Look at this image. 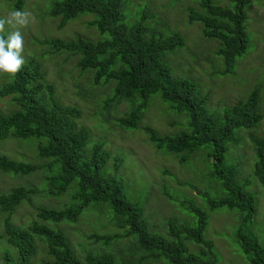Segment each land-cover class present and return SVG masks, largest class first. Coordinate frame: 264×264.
<instances>
[{
  "label": "rangeland",
  "instance_id": "374dc122",
  "mask_svg": "<svg viewBox=\"0 0 264 264\" xmlns=\"http://www.w3.org/2000/svg\"><path fill=\"white\" fill-rule=\"evenodd\" d=\"M13 1L0 0V18L14 11ZM54 1L57 0H23L21 10L30 11L34 22L26 27L6 25L5 32L0 35L7 37L19 28L24 38L22 55L26 63L32 61L39 66L43 74L42 83L53 87L54 96L61 106L79 112V117L71 121L88 132L84 150H89L93 143L102 145L108 154L102 169L104 174L118 180L125 200L140 208L147 231L165 237L168 219L193 227L196 217L187 210L193 206L206 216L203 238L211 243L216 264H248L238 236L250 237L264 248V192L253 175V139H264V0H250L244 7L247 47L241 56L234 59L229 74L222 73V58L215 54L218 42L203 37L200 24L188 23L187 10L198 9L195 1L123 0L122 3L123 23L127 27L140 23L147 34L163 38L178 34L182 38V46L164 52L160 61L167 68L170 79L194 85L196 98L202 101L207 113L218 115L246 100L251 90L258 88L257 110L261 120L255 128H240L233 132L235 137L237 133L239 140L226 145L223 159L224 166L233 171L234 181L244 184V189L253 199L254 215L247 221H243L235 209L219 207L210 210L207 206L206 198L218 199L224 191L220 182L211 176L206 148L179 162L178 156L155 149L141 130L144 126L160 137L175 136L187 128L188 117L184 112L177 113L157 93L151 94L141 111L137 128H122L117 120L124 117L134 102L110 101L113 81L105 82L102 78L94 84L96 70L81 71L76 66L78 55L52 52L45 44L49 40L80 38L95 43L106 39V35H99L94 26H89L88 23L95 19L92 14H79L58 28L60 17L49 16ZM210 1L213 5L229 8V0ZM8 80L9 74L0 72V86ZM15 108L9 98H0V115L10 114ZM40 141L37 138L7 137L0 141V153L16 162L42 166L50 159L37 156L36 146ZM119 159L120 164L117 162ZM55 173L54 165L48 169L42 166L27 175L0 172V195L9 193L14 187L29 190L26 199L12 212L0 211V264L19 263L16 250L4 241L5 217H9V223L20 230H26L33 222L59 230L78 259L89 252L113 256L117 263L137 264L144 253L133 237L124 236L125 227L105 204L83 208L75 222L37 220V207L60 210L74 203V183L61 193L49 184V178ZM39 240L33 237L36 251L28 264L49 260L45 246ZM185 246L190 252L198 250V246L188 242ZM140 264L161 263L144 258Z\"/></svg>",
  "mask_w": 264,
  "mask_h": 264
},
{
  "label": "trees",
  "instance_id": "16d2710c",
  "mask_svg": "<svg viewBox=\"0 0 264 264\" xmlns=\"http://www.w3.org/2000/svg\"><path fill=\"white\" fill-rule=\"evenodd\" d=\"M198 9L187 10L188 23L201 25L203 37L216 40L215 54L223 61L222 73L229 74L234 59L241 56L247 47L244 21V7L250 0H229V8L213 5L210 0H193ZM123 0H57L49 10L50 17L59 16L57 27H63L79 14H92L95 19L89 22L99 35L106 39L95 43L76 38L70 41L58 39L45 42L57 53L59 51L78 55L76 66L81 70L94 69L93 83L100 79L113 81L110 101L134 102L124 117L117 123L126 129L137 128L141 111L146 107L149 95L158 94L177 113L184 112L187 128L175 136H158L149 127H142L148 142L155 149L164 150L178 156L183 162L194 152L206 148V159L211 167V176L220 182L224 195L218 199L206 198L210 210L226 207L235 209L243 221L254 215L251 195L244 184L234 181V173L224 166L223 159L228 143H236L239 137L233 135L238 129H252L261 120L258 113V88L249 93L246 100L238 102L220 114L207 113L202 101L196 98L195 87L191 82L172 80L167 68L161 63L164 52H171L182 46V38L172 34L165 38L147 34L145 27L136 23L127 27L123 23ZM23 0H14L12 8H22ZM43 74L34 62H27L23 70L0 86V98H9L16 106L15 111L0 115V141L14 139H41L37 146V156L50 159L43 164L47 169L54 165L56 173L49 178V184L61 193L74 183V203L60 210L35 209L40 221L59 223L75 222L83 208L91 204H105L125 227L124 236L133 237L144 258L161 264H216L212 245L203 238L206 216L199 209L189 206L187 210L195 215L193 227L168 219L165 223V237L147 231L140 208L127 202L123 196L121 183L106 176L103 167L108 154L100 143H93L84 150L88 132L84 127L72 123L79 117L74 108L59 104L53 87L42 83ZM255 161L253 175L264 192V139H253ZM184 154V155H182ZM121 163L120 159L117 160ZM42 166L13 161L0 153V172L19 175L30 174ZM29 190L14 187L9 193L0 195V211L9 214L23 200ZM4 241L16 250L18 264H28L36 248L33 237L40 238L49 260L40 264H127L117 263L113 256L84 253L78 259L64 235L37 222L26 230L14 228L9 217L3 221ZM242 253L248 264H264V248L250 237L238 236ZM185 242L198 246L190 252ZM8 258L6 257V260Z\"/></svg>",
  "mask_w": 264,
  "mask_h": 264
},
{
  "label": "clouds",
  "instance_id": "9594fccd",
  "mask_svg": "<svg viewBox=\"0 0 264 264\" xmlns=\"http://www.w3.org/2000/svg\"><path fill=\"white\" fill-rule=\"evenodd\" d=\"M30 11L17 9L6 17L0 18V34L6 30V25L26 27L34 22ZM24 38L19 28L5 37L0 35V72L15 75L23 70L26 63L24 56Z\"/></svg>",
  "mask_w": 264,
  "mask_h": 264
}]
</instances>
